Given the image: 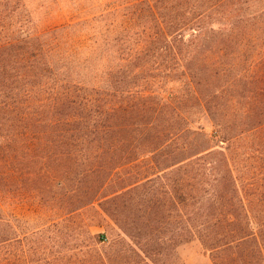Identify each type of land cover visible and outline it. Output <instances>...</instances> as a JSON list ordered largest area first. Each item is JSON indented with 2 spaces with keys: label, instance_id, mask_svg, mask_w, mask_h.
<instances>
[{
  "label": "rangeland",
  "instance_id": "rangeland-1",
  "mask_svg": "<svg viewBox=\"0 0 264 264\" xmlns=\"http://www.w3.org/2000/svg\"><path fill=\"white\" fill-rule=\"evenodd\" d=\"M134 1L138 0H15L0 9L25 15L29 27L44 29L117 8L123 12L118 17L121 24L129 10L125 7ZM203 3L207 12L202 40L159 51L158 65L165 71L151 91L166 98L189 95L181 72L190 69L203 95L227 89L237 80L229 94L254 113L264 111V84L252 83L264 79V0H233L216 11L210 10L209 0ZM249 95L255 98L246 100ZM216 104L228 106L224 99ZM177 106L200 120L206 133L212 132L205 109L189 98ZM188 143V135L174 146L111 139L88 147L120 145L129 152L84 151L73 158L75 165L57 159L50 168L43 155L33 158L24 154L22 145L9 143L1 158L9 162L0 165V218L6 221L0 238L7 239L0 243V264H81L79 256L87 255L93 244L109 254L131 249L146 260L126 264H264V250H256L253 240L248 241L249 249L212 253L206 247L227 241L193 239L189 232L191 196L201 208L194 215L199 219L218 211L212 208L215 197L221 198V208L240 206L242 200L249 204L256 188L264 189V165L245 160L243 143L203 139L196 151L211 155L195 165L189 159L192 150L178 147Z\"/></svg>",
  "mask_w": 264,
  "mask_h": 264
},
{
  "label": "trees",
  "instance_id": "trees-1",
  "mask_svg": "<svg viewBox=\"0 0 264 264\" xmlns=\"http://www.w3.org/2000/svg\"><path fill=\"white\" fill-rule=\"evenodd\" d=\"M209 1L210 10L216 11L233 0ZM11 2L15 0H0V7ZM203 4V0H138L125 7L129 10L121 24L118 17L123 12L117 8L44 29L29 27L30 20L25 15L0 9V165L9 162L1 159L9 143L22 145L24 154L33 158L43 155L50 168V162L57 159L73 166V158L84 151L129 152L120 145L90 149L88 145L95 142L113 139L149 146L162 141L174 146L185 135L192 143L178 147L192 150L189 159L195 165L211 155L196 151L199 139L233 146L243 143L241 155L245 160L264 165V111L254 113L234 93L229 94L237 80L231 81L227 89L218 88L206 96L193 81L196 73L186 69L181 75L189 95L166 98L150 89L165 71L158 65L162 55L159 51L167 53L202 40V22L207 12ZM178 66L177 71L182 69ZM252 83L261 85L264 79ZM184 98L208 113L213 128L210 134L200 124V118L194 121L187 111L175 107ZM254 98L245 97L248 101ZM221 99L228 102L227 107L215 105ZM261 101L259 94L257 102ZM100 169L106 171L107 167ZM262 188H256L251 203L242 200L240 206L221 208V198L215 197L212 208L218 211L205 219L194 216L201 208L191 196V237L206 241L221 237L227 241L206 247L212 253L249 249V240L254 241L256 250H264L260 243L264 240ZM4 221L0 220V227L6 224ZM6 241L0 238V243ZM130 251L134 253L124 249L109 254L93 244L78 262L146 263Z\"/></svg>",
  "mask_w": 264,
  "mask_h": 264
}]
</instances>
